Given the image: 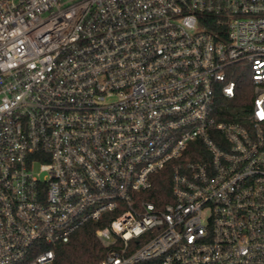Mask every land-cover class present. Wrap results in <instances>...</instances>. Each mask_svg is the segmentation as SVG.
<instances>
[{
    "label": "built area",
    "instance_id": "2783aa9c",
    "mask_svg": "<svg viewBox=\"0 0 264 264\" xmlns=\"http://www.w3.org/2000/svg\"><path fill=\"white\" fill-rule=\"evenodd\" d=\"M90 223L97 264H264V0H0V264Z\"/></svg>",
    "mask_w": 264,
    "mask_h": 264
},
{
    "label": "trees",
    "instance_id": "16d2710c",
    "mask_svg": "<svg viewBox=\"0 0 264 264\" xmlns=\"http://www.w3.org/2000/svg\"><path fill=\"white\" fill-rule=\"evenodd\" d=\"M243 87L249 85L248 78H241ZM248 101L253 95L248 93ZM171 181L166 173H161L153 188L150 197L153 200H170L169 192ZM100 223H90L78 229L68 242L60 243L55 248V258L52 264H97L101 261L108 249L105 242L97 234Z\"/></svg>",
    "mask_w": 264,
    "mask_h": 264
},
{
    "label": "rangeland",
    "instance_id": "374dc122",
    "mask_svg": "<svg viewBox=\"0 0 264 264\" xmlns=\"http://www.w3.org/2000/svg\"><path fill=\"white\" fill-rule=\"evenodd\" d=\"M102 240L105 242V244L109 243V240L106 237H102Z\"/></svg>",
    "mask_w": 264,
    "mask_h": 264
}]
</instances>
